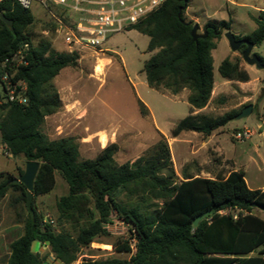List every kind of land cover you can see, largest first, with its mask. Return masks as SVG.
<instances>
[{
	"label": "trees",
	"instance_id": "1",
	"mask_svg": "<svg viewBox=\"0 0 264 264\" xmlns=\"http://www.w3.org/2000/svg\"><path fill=\"white\" fill-rule=\"evenodd\" d=\"M185 4L188 7V0H166L131 29L148 36V51L155 52L143 67L149 87L175 96L188 90L191 109L201 110L209 105L214 92L212 53L216 41L231 31V20L207 22V37L195 42L191 36L194 24L185 19L187 8L179 17ZM1 13L12 21L13 31L0 20V62L29 45V65L18 71V78L28 85L27 103L0 108L1 142L13 158L40 164L33 190L34 218L26 209V187L13 183L17 177L12 173H0V201L10 191L18 192L16 202L22 201L27 211L26 216L17 213L23 235L10 245L7 264H45L33 251L35 242L48 244L60 264H74L83 249L110 236L107 225L115 221L126 224L130 236L119 238L113 248L117 253L131 254L130 259L107 257L84 264H264V218L254 207L264 208V190L250 189L244 171H232L226 178H202L184 170L179 178L162 134L148 154L123 164L116 160L119 146L115 143L95 158L81 160L78 139H50L43 125L47 117L62 109L54 80L63 69L76 67L79 55L58 52L48 40L34 46L29 33L35 23L31 10L6 1L0 4ZM252 19L256 29L236 39L260 46L264 41V10ZM44 28L55 30L56 25ZM219 74L227 81L250 80L238 61L230 58L221 63ZM138 103L141 115L150 116L148 107L140 100ZM241 111L216 117L190 113L172 129L171 137L182 132L210 136ZM24 170L19 169V176ZM57 176L67 184L68 193L56 200L53 225L45 221L34 202L55 189ZM124 197L139 201L131 204L124 202ZM228 210L237 214L222 213ZM209 211L213 214L194 226V220Z\"/></svg>",
	"mask_w": 264,
	"mask_h": 264
},
{
	"label": "rangeland",
	"instance_id": "2",
	"mask_svg": "<svg viewBox=\"0 0 264 264\" xmlns=\"http://www.w3.org/2000/svg\"><path fill=\"white\" fill-rule=\"evenodd\" d=\"M37 6L38 4H34L31 10L35 19L29 32L32 44L38 46L41 40H48L56 51L68 53L55 30L44 28L47 24H53L52 15L62 18V13L53 4L48 5V11L37 9ZM260 10H264V0H188L185 19L198 24L200 33L207 22L231 20V32L243 37L249 36L256 29L252 18ZM225 33L216 41L217 48L212 53L216 84L214 98L204 114L222 116L243 110L248 105H253V110L249 117L234 119L216 131L218 147L214 140L210 150L202 148L199 143L202 134L196 132H183L177 138L171 137L176 124L190 114L189 91L184 90L175 96L149 87L143 67L155 52L148 51L149 37L133 29L111 34L103 47L109 51L98 54L84 51L79 55L76 67L63 69L59 73L54 85L58 90L62 109L46 119L43 132L52 140L62 137L81 140L96 133L97 143L100 135H106L108 145L116 141L120 146L116 155L119 164L132 163L148 154L158 143L162 133L168 137L173 166L180 176L186 170L202 178H224L236 167L244 171L249 188L264 187V71L245 63L242 50L232 52ZM252 53L264 58V41L260 46H255ZM226 58H230L232 62L238 61L240 68L249 74L250 80L243 83L223 79L219 74V67ZM107 61L109 63L102 67ZM96 68H102L101 74H97ZM138 100L148 107L150 116L141 115ZM64 105H68L71 110ZM81 117L82 120H77ZM244 130L250 131L251 137L236 140L234 135ZM213 147L217 148L216 154L211 152ZM80 151L81 160H84L95 158L101 149L95 143L90 147L82 146ZM25 167L26 161L23 158H13L7 154L0 135V172H10L18 178L19 169ZM65 185L63 179L57 176L56 188L51 193L36 198L34 202L47 221L53 220V225L56 220L55 203L58 197L66 193ZM19 196L18 192L10 191L0 201V218L14 221L18 212L26 216L25 204L22 201L16 202ZM123 201L136 204L139 200L124 197ZM222 213L237 214V211ZM255 213L264 218L263 211ZM107 229L110 236L98 238L90 247L83 249L74 264L107 257L130 259L131 254L117 253L113 248L119 238H129L128 226L115 221L107 225ZM134 247L132 242V248ZM44 259L45 262L49 261L47 264L53 263L48 256Z\"/></svg>",
	"mask_w": 264,
	"mask_h": 264
},
{
	"label": "built area",
	"instance_id": "3",
	"mask_svg": "<svg viewBox=\"0 0 264 264\" xmlns=\"http://www.w3.org/2000/svg\"><path fill=\"white\" fill-rule=\"evenodd\" d=\"M6 1H13L28 10H32L34 4H38L37 9L47 11L49 4L56 6L63 16L52 15L55 34L61 38L68 53L80 55L84 51L96 54L109 51L103 47L111 34L131 29L146 20L166 0H0V4ZM28 49L26 44L11 58L0 62V108L27 103L28 85L18 78V71L29 65ZM250 137L248 130L234 135L238 141ZM132 249L135 251V247Z\"/></svg>",
	"mask_w": 264,
	"mask_h": 264
},
{
	"label": "water",
	"instance_id": "4",
	"mask_svg": "<svg viewBox=\"0 0 264 264\" xmlns=\"http://www.w3.org/2000/svg\"><path fill=\"white\" fill-rule=\"evenodd\" d=\"M187 8V5L185 4L182 8L179 10V17H181L182 12ZM0 20L7 26V28L10 31H13V24L12 21L9 20L3 13L0 14ZM191 36L193 41H197L201 38L207 37V31L203 30L201 33L199 32V25L194 24L193 29L191 32ZM225 37L229 43V46L232 50V52H238L242 49L243 46H246V49L242 51V59L245 63H247L249 66H254L258 70L264 71V63L261 61L260 57L257 54H253V48L255 47L253 43H251L247 39H241L237 40L236 35H234L231 31L225 33ZM253 110V105L246 106L239 115L235 117L236 120L245 119L250 116L251 112ZM262 130L264 131V124L262 125ZM40 164L38 162H27L26 167L24 170V173L19 176L18 178L13 180V183L15 184H23L26 187V209L30 216L34 218V209H33V190H34V183L36 176L39 171ZM255 208L264 211V208H260L256 205H254ZM213 214V211H209L206 213H203L199 215L194 220V226H197L200 221H202L204 218L210 216Z\"/></svg>",
	"mask_w": 264,
	"mask_h": 264
},
{
	"label": "crops",
	"instance_id": "5",
	"mask_svg": "<svg viewBox=\"0 0 264 264\" xmlns=\"http://www.w3.org/2000/svg\"><path fill=\"white\" fill-rule=\"evenodd\" d=\"M206 24V23H205ZM205 26V25H204ZM215 84H216V81H215ZM214 98V92H213V95H212V99H211V102ZM211 102L209 103V105L204 108V109H201V110H196V109H191L190 107V113H193V114H204ZM64 107L68 108L69 110H71V108L68 106V105H64ZM89 114V113H88ZM56 115V114H55ZM205 115V114H204ZM53 116V115H52ZM50 117V116H49ZM49 117H47L46 119H48ZM84 118V117H83ZM77 120H82V117L81 119H77ZM220 130V129H219ZM218 131V130H217ZM183 133V132H182ZM182 133L180 135H182ZM162 134V133H160ZM103 135V134H102ZM163 135V134H162ZM179 135V136H180ZM106 136V135H105ZM160 136V135H159ZM165 136V135H164ZM178 136V137H179ZM202 140L199 141V143L201 144L202 148H206L208 150H210L209 148L211 147L210 145L212 144V142L215 140V146L218 147L219 146V142L215 139L216 138V131L213 132L210 136H205L202 134ZM107 137V136H106ZM166 138H168L167 136H165ZM97 138V135L96 133H94L93 135L87 137V138H82L81 140L78 139L79 143H80V149L82 146L84 147H90L92 145H94L95 143L97 144V146H99V148L101 149V151L106 147L108 146V143H106L105 146H103L100 142V139H101V135H100V139L97 142H95ZM107 142H108V138H107ZM113 143L117 144L116 141H114ZM112 144V143H111ZM119 146V144H117ZM119 149H120V146H119ZM216 149L211 148V152H215L214 154H216ZM100 151V152H101ZM81 152V151H80ZM99 152V153H100ZM97 156V155H96ZM238 170H242V169H238V168H233L230 172L232 171H238ZM243 171V170H242ZM4 172V171H2ZM230 172L227 173V175L225 176V178L230 174ZM1 173V172H0ZM10 173V172H8ZM13 174V173H12ZM178 174V173H177ZM195 176H197L196 174H194ZM178 176H180L178 174ZM181 177V176H180ZM61 178V177H60ZM64 181V180H63ZM65 182V181H64ZM56 185H57V177H56ZM67 186V184L65 185ZM56 188V186H55ZM251 189V188H250ZM256 189H263L264 190V187H258ZM256 189H253V190H256ZM68 193V186H67V190H66V193ZM63 196V195H62ZM40 197V196H39ZM59 198V197H58ZM36 206V205H35ZM37 211H38V208L36 207ZM39 212V211H38ZM40 213V212H39ZM54 213L56 215V209L54 210ZM46 222L50 223L51 221L53 220H50V221H47V219H45ZM23 235V226L17 222V220L15 219L14 221L13 220H7L5 218H0V264H7V260H8V257L10 256L11 254V249H10V245L12 244V242H14L16 239L20 238L21 236ZM33 251L34 253H37L39 254L42 258H46V256L49 257L50 260H52V264H60L57 260L54 259L53 255L51 254L50 252V247L48 244H41L39 242H35L33 244ZM49 254V255H48ZM49 261L45 262L46 264L48 263Z\"/></svg>",
	"mask_w": 264,
	"mask_h": 264
},
{
	"label": "bare ground",
	"instance_id": "6",
	"mask_svg": "<svg viewBox=\"0 0 264 264\" xmlns=\"http://www.w3.org/2000/svg\"><path fill=\"white\" fill-rule=\"evenodd\" d=\"M108 63H109L108 61H107V62H104L102 67H105ZM97 66H98V65H97ZM96 72H97V74H101V72H102V68H96ZM99 77H100V76H99ZM100 142H101V144H102L103 146H105L106 143H107V137H106L105 135H101Z\"/></svg>",
	"mask_w": 264,
	"mask_h": 264
}]
</instances>
